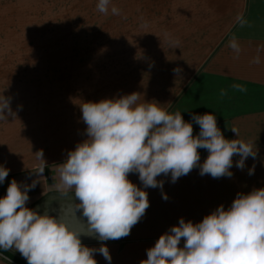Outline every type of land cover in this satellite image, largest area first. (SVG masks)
Wrapping results in <instances>:
<instances>
[{
    "label": "crops",
    "instance_id": "obj_1",
    "mask_svg": "<svg viewBox=\"0 0 264 264\" xmlns=\"http://www.w3.org/2000/svg\"><path fill=\"white\" fill-rule=\"evenodd\" d=\"M142 4L144 17L131 23L128 35L113 34L114 48L71 46L43 54V0H0V100L7 98L14 113L0 120V166L9 169L0 197L13 179L22 185L36 181L26 206L77 229L84 246L98 249L104 244L111 260L94 252L97 264H141L147 249L181 217L198 223L221 204L229 208L238 193L264 188V0ZM237 16L246 21L243 27ZM233 38L238 53L229 47ZM66 41L73 45V38ZM234 84L247 91L234 89ZM222 90L227 93L223 97ZM132 92L169 113L181 112L192 123L194 136L200 129L192 116L212 113L226 138L235 139L231 128L238 129L237 138L250 143L257 154L246 158L242 170L234 155L230 177L201 175L199 165L175 182L170 175L159 176L162 190L144 188L138 174L130 173L128 179L147 192L149 207L128 236L100 241L88 232L82 211L75 210L74 190L67 196L56 190L58 168L68 152L87 139L80 105ZM38 151L45 159L43 175L37 173L42 163ZM198 151L202 164L209 153ZM183 244L182 238L179 246ZM0 264L19 263L0 256Z\"/></svg>",
    "mask_w": 264,
    "mask_h": 264
},
{
    "label": "clouds",
    "instance_id": "obj_2",
    "mask_svg": "<svg viewBox=\"0 0 264 264\" xmlns=\"http://www.w3.org/2000/svg\"><path fill=\"white\" fill-rule=\"evenodd\" d=\"M110 3L98 0L97 10L107 15ZM111 13L119 15L120 10L112 6ZM237 21L241 27L246 23L242 16ZM229 47L240 50L235 38ZM232 87L247 91L242 85ZM226 94L221 91L222 97ZM159 105L142 101L137 92L80 105L87 139L60 163L55 187L64 196L74 190L75 210L82 211L88 232L100 241L128 236L149 207L147 192L128 179L130 173L138 174L144 188L162 190L164 181L159 176L170 175L175 182L199 165L201 175L230 177L234 155L239 156L236 167L242 170L246 158L257 154L250 143L237 138L238 129L231 128L235 139L226 138L214 114L192 116L200 129L194 136L192 123L181 112L172 114ZM9 115L14 113L4 97L0 120ZM198 149L209 153L202 164ZM36 158L42 162L37 173L43 175V152H36ZM254 169L255 165L249 175ZM8 174L9 169L0 166V184ZM35 186L36 181L22 185L13 179L0 197V249H15L28 264H97L94 252L111 260L104 244L98 249L84 246L77 229L27 207L28 191ZM141 264H264V188L238 193L229 208L221 204L198 223L181 217L147 249Z\"/></svg>",
    "mask_w": 264,
    "mask_h": 264
},
{
    "label": "rangeland",
    "instance_id": "obj_3",
    "mask_svg": "<svg viewBox=\"0 0 264 264\" xmlns=\"http://www.w3.org/2000/svg\"><path fill=\"white\" fill-rule=\"evenodd\" d=\"M145 1L111 0L105 15L97 10L98 0H43V54L51 48L64 50L71 46L75 50L95 51L114 48L113 34L118 37L130 33L131 23L145 15L140 9ZM112 6L120 10L119 15L111 13ZM66 38H73V45Z\"/></svg>",
    "mask_w": 264,
    "mask_h": 264
},
{
    "label": "trees",
    "instance_id": "obj_4",
    "mask_svg": "<svg viewBox=\"0 0 264 264\" xmlns=\"http://www.w3.org/2000/svg\"><path fill=\"white\" fill-rule=\"evenodd\" d=\"M0 252H2L3 254H5L6 256H8L11 260L19 263V264H28V262L24 259L19 258L18 256L11 254L8 251H5L3 249H0Z\"/></svg>",
    "mask_w": 264,
    "mask_h": 264
},
{
    "label": "built area",
    "instance_id": "obj_5",
    "mask_svg": "<svg viewBox=\"0 0 264 264\" xmlns=\"http://www.w3.org/2000/svg\"><path fill=\"white\" fill-rule=\"evenodd\" d=\"M0 256L5 258L8 261H12L8 256H6L5 254H3L2 252H0Z\"/></svg>",
    "mask_w": 264,
    "mask_h": 264
},
{
    "label": "water",
    "instance_id": "obj_6",
    "mask_svg": "<svg viewBox=\"0 0 264 264\" xmlns=\"http://www.w3.org/2000/svg\"><path fill=\"white\" fill-rule=\"evenodd\" d=\"M8 252H10L11 254H14V255H16V256H18V257H20L14 250H12V249H9V250H7ZM26 260V259H25ZM27 261V260H26Z\"/></svg>",
    "mask_w": 264,
    "mask_h": 264
}]
</instances>
